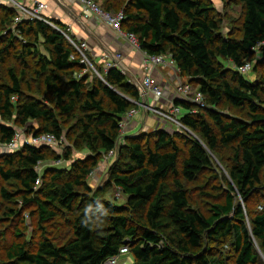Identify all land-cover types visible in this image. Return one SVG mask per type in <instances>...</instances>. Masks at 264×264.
Returning <instances> with one entry per match:
<instances>
[{
	"label": "trees",
	"instance_id": "trees-1",
	"mask_svg": "<svg viewBox=\"0 0 264 264\" xmlns=\"http://www.w3.org/2000/svg\"><path fill=\"white\" fill-rule=\"evenodd\" d=\"M95 1L109 13L125 5L123 30L135 34L148 55H172L182 77L204 94L207 106L175 100L185 110L183 124L195 137L166 131H157L155 137L123 136L120 122L137 107L134 102L141 101L128 76L114 68L102 79L94 78L88 88V77L81 75L86 66L63 33L29 21L13 31L16 13L0 5V64L21 47L16 58L25 67L28 57L38 58L36 74L46 89L42 94L30 87L32 95L25 94L23 78L11 68L10 82L0 84V119L22 127L37 122L36 135L62 139L60 117H75L79 140L91 154L70 171L45 176L40 188L38 167L47 160L43 147L25 146L4 158L1 178L19 184L24 202L36 207L32 215L41 229V239L33 246L15 229V241L5 250L8 264H103L123 247L129 248L134 264H258L256 246L264 254V209L246 207L260 191L264 176V0H234L242 6L240 33L227 35L221 33L222 20L212 0ZM256 56L260 68H255L257 79L251 82L236 69ZM224 102L247 110L250 121L222 113L219 107ZM16 134L13 126L0 123V143H11ZM117 147L107 185L93 190L88 177ZM225 151L232 154L229 164L223 159ZM215 159L228 172V194L223 205H214L205 216L191 208L184 181L194 182L215 168ZM113 187L127 196L125 204L105 197ZM1 193L13 199L5 189ZM11 212L18 217L17 210ZM247 215L251 227L245 224ZM57 219L69 229L62 242L49 232ZM227 239L234 246L230 257L212 248Z\"/></svg>",
	"mask_w": 264,
	"mask_h": 264
},
{
	"label": "rangeland",
	"instance_id": "rangeland-1",
	"mask_svg": "<svg viewBox=\"0 0 264 264\" xmlns=\"http://www.w3.org/2000/svg\"><path fill=\"white\" fill-rule=\"evenodd\" d=\"M212 1L215 4V7L222 20L221 33L224 35H227L231 32L240 33L239 30L241 26L242 6L234 0ZM99 5H102V3H99ZM124 7L125 5H120L119 10L114 11L113 13H118L119 11L125 12L123 9ZM13 26L15 27L14 24ZM6 33L7 32H5V34ZM24 42L26 43L27 41ZM39 49L43 54L45 53L42 46H40ZM20 50L21 47L18 46L17 49L12 53V56L7 58L4 63L0 64V84H8L10 82L8 71L11 68H14L17 75L23 78V90L25 94L32 95L29 90L30 87L33 88L34 91H41L42 94H46L43 80L40 79L36 74L40 68L38 58L35 56L28 57L26 59L27 63L25 67L23 62L16 58V54ZM258 59L256 56L255 60L251 62L253 65V70L249 74L245 75V78L251 82H254L257 79L258 72L255 71V68H260ZM221 62L228 68L235 69V66H233L230 62L223 60H221ZM96 64H99V62ZM96 68L98 69L101 76L95 72H91V70L81 73V75H86L88 77V88L93 86L94 78L102 79L105 74V70L103 68L101 69V66H96ZM78 75L80 74H76L75 76ZM177 77L178 78H175L174 85H170L168 90L163 87L164 97L162 100H160L161 105L171 104L170 101L174 97H177L176 94L179 85H193L188 77H182L181 74H177ZM49 98L51 99V103H49V105L54 107L55 99L53 95L49 94ZM153 102L154 100L151 98L149 105H153ZM219 110L229 117L250 121L247 110L234 108L226 102H224L219 107ZM144 116L145 114L143 116H140V114L138 115L137 126H133V124H131L127 127L125 133L126 136H136L142 138L146 135H153V137H155L154 135H156L157 131H166L171 136L180 134L195 137L189 130L179 129L170 124H163L162 122L160 123L152 114H149L146 118H144ZM60 119L64 128V137L63 140L56 146L43 147V150L47 156V160L41 163L38 167V171L41 176V183L37 186L38 188L42 186L43 179L46 180L45 176L50 177L55 171H70L75 163H85V161L91 157L89 150L79 140L77 119L75 117L69 118L66 116H61ZM0 123L13 126L16 129V132L22 135L24 141L30 139L31 136L35 134V131L39 130V124L33 121L29 122L23 127L17 125L15 121H6L0 119ZM22 149L23 147L20 146L19 151ZM16 152L18 151H13L9 149L7 145L0 143V166L3 165L4 158ZM67 152H70V156L68 158H66ZM55 156L59 157V160H55ZM231 157V152L225 151L223 153V159L225 160L226 164H229ZM112 163H106L105 156H103L98 166L95 167L93 173L86 181L90 188L97 190L104 188L107 185L109 181L108 172ZM215 163V168L205 171L194 182L184 181L188 191L191 208L201 212L205 216H209L211 214V210L214 205H223L226 195L228 194L226 179H229V176L226 167L222 163L220 164V162L216 159ZM2 189H5L8 193H10L13 196V199L7 200L4 198L1 193ZM23 196L24 192L21 190L17 182H5L0 176V263L2 264H8V260L5 256V250L15 241V229L18 228L22 232V241L27 242L29 246L35 245L41 239V229L38 225L37 216L32 215V213L36 212V207L32 204H26L23 200ZM105 197L119 205H123L127 201V196H125L120 189L114 187L108 190ZM241 204L244 205L243 202H241ZM248 208L259 211L264 209V176L262 179V184L260 185V191L250 201L246 207V211ZM16 210L18 211V217H12L11 211ZM245 224L248 227H251L250 217L248 215L245 220ZM50 228L51 229H49V232L51 236L60 238L61 242L69 232L67 225L60 219H57L53 227L51 226ZM256 247L257 251L260 253V261L258 264H264V254L261 252L258 246ZM212 248L215 252H221L222 254L229 255V257L234 253L233 241L231 239H227L226 242L221 241L220 243H215L212 245ZM119 264H134V259L130 255L122 256Z\"/></svg>",
	"mask_w": 264,
	"mask_h": 264
},
{
	"label": "built area",
	"instance_id": "built-area-1",
	"mask_svg": "<svg viewBox=\"0 0 264 264\" xmlns=\"http://www.w3.org/2000/svg\"><path fill=\"white\" fill-rule=\"evenodd\" d=\"M78 1L83 7V14L86 18H90L92 16L99 17L112 30L117 32L120 36L124 37L133 48L141 50L138 37L133 33H127L123 30V22L126 20V15L124 12H120L118 14L106 12L95 0ZM0 5H5L14 9L16 17L14 19L15 27H12L13 31L16 30V27L19 24H22L26 21L43 22L53 27L54 29L63 33L67 37L69 42L76 48L80 55V62L84 66H86V72H88V70H92L93 72L101 76L98 69L96 68V64L91 60L88 54V43L85 41L74 40L71 35H69L68 31L65 32L61 30L50 18H48L45 15V11L48 8L46 3L38 0H34L31 2H26L23 0H0ZM144 54L145 68H171L172 70H175L178 75L181 74L177 62L174 60L172 55L168 54L160 56H150L145 52ZM102 59L105 63V73H107L111 69L117 68L121 70L123 74L128 75L126 70L121 65V61L123 59V56L121 54L114 55L112 58L113 60H111L107 55L103 56ZM236 70L245 76L253 70V65L251 63H247L243 67L237 68ZM130 83L137 87V89L139 90L141 94V100L142 98L151 96L154 102L153 105H149L148 103H143L141 101L139 103L133 101L137 107L129 110L119 124L121 134L123 136L125 135L127 127L129 126L131 120H133L140 113H143L145 115L152 114L163 124H170L179 129L188 130L182 122L185 111L181 106L176 105L175 102H171V104L169 105L160 104V100H162V98L164 97V90L151 73H147L141 82L130 81ZM176 96L189 104L198 106L199 108H205L207 106L204 94L191 84L179 85L177 88ZM188 112L195 113L196 110H190ZM62 140L63 138L58 139L55 135L52 134H33L30 139L24 141L22 135L20 133H17L12 142L7 144V146L13 151H19L20 146H22L23 148L25 146L36 148L45 146L49 147L58 145ZM118 151L119 150L117 147L116 149L106 153L104 155L105 162H114L118 156ZM40 183L41 178L37 180L36 185L38 186ZM127 255H130L129 248L123 247L119 255L108 258L103 264H119L121 257Z\"/></svg>",
	"mask_w": 264,
	"mask_h": 264
},
{
	"label": "crops",
	"instance_id": "crops-1",
	"mask_svg": "<svg viewBox=\"0 0 264 264\" xmlns=\"http://www.w3.org/2000/svg\"><path fill=\"white\" fill-rule=\"evenodd\" d=\"M24 1L31 2L34 0ZM38 1L47 4L48 8L45 11V15L48 18L53 22L56 21L63 24L71 37L76 41H85L88 43L89 56L95 64L99 62L96 66H101V69H104L105 63L102 59L103 56L107 55L113 60L112 58L114 55L121 54L123 56L121 65L128 73L127 76L129 81L141 82L147 73H151L159 84L167 90L170 85H174L175 78H178L175 70L171 68L163 69L160 67L145 68L144 52L133 48L124 37L112 30L99 17L92 16L86 18L83 14V7L78 0ZM151 98V96L142 98L141 102L150 104ZM176 98L174 97L170 103L175 102ZM138 115L131 120L129 126L131 124H133V126L138 125ZM143 115V113H140V116ZM147 116L148 115H145L144 118Z\"/></svg>",
	"mask_w": 264,
	"mask_h": 264
},
{
	"label": "water",
	"instance_id": "water-1",
	"mask_svg": "<svg viewBox=\"0 0 264 264\" xmlns=\"http://www.w3.org/2000/svg\"><path fill=\"white\" fill-rule=\"evenodd\" d=\"M126 244H128V242H126Z\"/></svg>",
	"mask_w": 264,
	"mask_h": 264
}]
</instances>
